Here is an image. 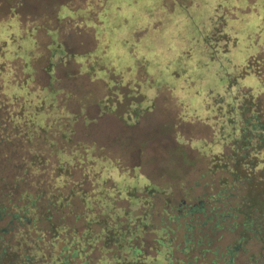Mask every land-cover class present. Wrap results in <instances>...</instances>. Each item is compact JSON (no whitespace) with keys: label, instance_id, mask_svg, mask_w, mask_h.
Returning <instances> with one entry per match:
<instances>
[{"label":"trees","instance_id":"obj_1","mask_svg":"<svg viewBox=\"0 0 264 264\" xmlns=\"http://www.w3.org/2000/svg\"><path fill=\"white\" fill-rule=\"evenodd\" d=\"M13 8L0 0V264H180L175 254H183L185 264H233L249 240L259 248L241 264H264V121L249 89L232 93L236 77L251 72L250 66L227 77L224 94L188 83L150 84L152 92L162 85L177 90L186 110L213 128L215 140L200 147L213 152L209 168L220 174L217 190L183 213L198 222L195 239L194 223L180 228L182 214L162 208L158 224L152 222L154 199L166 193L139 171L130 175L90 153L65 151L47 137L46 108L54 101L51 63L62 49L54 40L49 45L47 85L34 89L33 31H20ZM82 13L63 6L57 11L69 17ZM151 108L152 97L144 95L129 105L124 120L134 123ZM67 120L73 121L70 114ZM71 132L63 130L62 137L69 140ZM225 227L237 229L234 241L223 247L220 262L206 259L204 252L215 255L221 248L209 233Z\"/></svg>","mask_w":264,"mask_h":264},{"label":"rangeland","instance_id":"obj_2","mask_svg":"<svg viewBox=\"0 0 264 264\" xmlns=\"http://www.w3.org/2000/svg\"><path fill=\"white\" fill-rule=\"evenodd\" d=\"M1 1L14 7L22 33L33 31L34 89L47 85L49 45L54 40L61 46L62 54L51 63L54 101L46 108L47 137L65 151L90 153L130 175L137 170L163 190L165 198L154 199L155 225L162 208L172 216L183 215L205 202L216 192L220 176L209 168L212 150L200 147L215 140L213 128L186 110L174 88L188 83L200 91L224 94L227 77L249 65L251 72L236 77L232 93L249 89L264 121V0H120L114 5L108 0ZM61 6L85 13L58 15ZM152 79L174 88L162 85L152 92ZM143 94L152 97L151 110L126 123L129 105ZM64 113L73 118L70 124ZM68 128L69 140L61 134ZM116 202L127 205L125 200ZM205 206L207 213L210 205ZM178 222L180 228L183 222L194 223L196 237V219L183 215ZM226 228L209 233L221 248L215 255L204 252L206 259L220 262L223 247L234 241L237 229ZM181 236L178 229V241ZM244 248L233 264L256 253L259 244L249 240ZM175 255L185 264L183 254Z\"/></svg>","mask_w":264,"mask_h":264}]
</instances>
